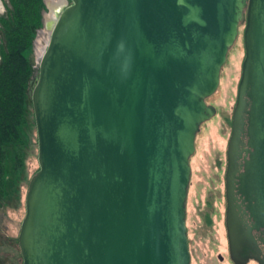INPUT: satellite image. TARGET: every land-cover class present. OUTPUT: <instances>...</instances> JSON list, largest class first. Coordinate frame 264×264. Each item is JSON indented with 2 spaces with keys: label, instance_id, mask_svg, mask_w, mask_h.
<instances>
[{
  "label": "water",
  "instance_id": "obj_1",
  "mask_svg": "<svg viewBox=\"0 0 264 264\" xmlns=\"http://www.w3.org/2000/svg\"><path fill=\"white\" fill-rule=\"evenodd\" d=\"M29 82L21 264H189V158L241 32L223 174L233 264H264V0H69Z\"/></svg>",
  "mask_w": 264,
  "mask_h": 264
},
{
  "label": "rangeland",
  "instance_id": "obj_2",
  "mask_svg": "<svg viewBox=\"0 0 264 264\" xmlns=\"http://www.w3.org/2000/svg\"><path fill=\"white\" fill-rule=\"evenodd\" d=\"M43 3L42 25L35 31L29 54L33 73L49 38L45 20L54 19L57 12L70 5L69 0H43ZM0 4L4 9L0 15H3L6 0H0ZM242 28L243 25H240L238 36L227 52L216 91L205 100L206 104L216 109V114L199 127L194 151L189 158L190 176L185 200L189 264H230L225 254L223 229V174L230 117L243 58ZM29 91L28 86L21 139L17 144L5 147L4 189L0 195V264H21L16 237L24 214L27 183L37 171L36 136Z\"/></svg>",
  "mask_w": 264,
  "mask_h": 264
},
{
  "label": "trees",
  "instance_id": "obj_3",
  "mask_svg": "<svg viewBox=\"0 0 264 264\" xmlns=\"http://www.w3.org/2000/svg\"><path fill=\"white\" fill-rule=\"evenodd\" d=\"M44 11L43 0H6L0 15V195L5 147L21 139L26 92L33 75L29 54Z\"/></svg>",
  "mask_w": 264,
  "mask_h": 264
},
{
  "label": "flooded vegetation",
  "instance_id": "obj_4",
  "mask_svg": "<svg viewBox=\"0 0 264 264\" xmlns=\"http://www.w3.org/2000/svg\"><path fill=\"white\" fill-rule=\"evenodd\" d=\"M240 26V25H239ZM239 26H238V33H239ZM238 36V35H237ZM223 229H224V213H223ZM224 237H225V249H226V256H227V259H228V261H229V263L230 264H233L232 262H231V260L229 259V256H228V249H227V241H226V235H225V229H224ZM187 249H188V246H187ZM220 260H221V258H220ZM246 264H256V263H254L253 261H248Z\"/></svg>",
  "mask_w": 264,
  "mask_h": 264
},
{
  "label": "clouds",
  "instance_id": "obj_5",
  "mask_svg": "<svg viewBox=\"0 0 264 264\" xmlns=\"http://www.w3.org/2000/svg\"><path fill=\"white\" fill-rule=\"evenodd\" d=\"M4 11L2 4H0V14H2Z\"/></svg>",
  "mask_w": 264,
  "mask_h": 264
}]
</instances>
